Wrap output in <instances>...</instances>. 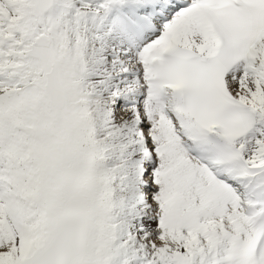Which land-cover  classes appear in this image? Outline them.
I'll return each mask as SVG.
<instances>
[{
  "label": "snow or ice",
  "instance_id": "1",
  "mask_svg": "<svg viewBox=\"0 0 264 264\" xmlns=\"http://www.w3.org/2000/svg\"><path fill=\"white\" fill-rule=\"evenodd\" d=\"M0 264H264V0H0Z\"/></svg>",
  "mask_w": 264,
  "mask_h": 264
}]
</instances>
